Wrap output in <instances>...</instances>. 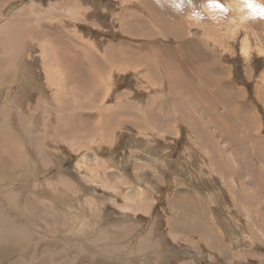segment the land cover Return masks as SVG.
<instances>
[{
  "label": "rangeland",
  "instance_id": "obj_1",
  "mask_svg": "<svg viewBox=\"0 0 264 264\" xmlns=\"http://www.w3.org/2000/svg\"><path fill=\"white\" fill-rule=\"evenodd\" d=\"M262 10L1 0L0 264H264Z\"/></svg>",
  "mask_w": 264,
  "mask_h": 264
},
{
  "label": "bare ground",
  "instance_id": "obj_2",
  "mask_svg": "<svg viewBox=\"0 0 264 264\" xmlns=\"http://www.w3.org/2000/svg\"><path fill=\"white\" fill-rule=\"evenodd\" d=\"M1 1V0H0ZM188 4H190V2H188ZM239 11V15L240 16H245V12H240L241 11V9L239 8L238 9ZM246 44H247V42L246 41H243V45H244V48L245 49H243V52L244 53H246L247 52V48H246ZM5 46H7V45H5ZM4 46V47H5ZM9 47V46H8ZM10 61H12V60H10ZM5 65H7V63H3L2 61H0V67L1 66H5ZM224 75V74H223ZM223 79V78H222ZM222 79H221V77H219V76H216V77H214V81L215 82H217V83H221V81H222ZM227 91V94H229L230 96H232V98H233V95L236 93V90L234 89V88H232L231 86H230V88H229V90L227 89L226 90ZM237 110V113H235V115L237 114H239L238 116H240L239 118L242 120V121H244V123L247 125V128H251L252 126H255V125H252L253 124V122H252V119H253V117L251 116V115H249L250 114V112H251V110H249V109H247L246 107H244V108H241V107H239L238 109H236ZM256 118V117H255ZM255 121V120H254ZM1 141V140H0ZM4 146H1L0 147V158H1V156H2V151L4 150V148H3ZM5 163V162H4ZM41 260V259H40ZM43 261H45V260H43ZM37 262H39L38 264H41V262H42V260L41 261H37ZM46 262V261H45ZM34 263V262H33ZM46 264V263H45ZM66 264V263H65Z\"/></svg>",
  "mask_w": 264,
  "mask_h": 264
},
{
  "label": "snow or ice",
  "instance_id": "obj_3",
  "mask_svg": "<svg viewBox=\"0 0 264 264\" xmlns=\"http://www.w3.org/2000/svg\"><path fill=\"white\" fill-rule=\"evenodd\" d=\"M262 14H264V10H262Z\"/></svg>",
  "mask_w": 264,
  "mask_h": 264
},
{
  "label": "crops",
  "instance_id": "obj_4",
  "mask_svg": "<svg viewBox=\"0 0 264 264\" xmlns=\"http://www.w3.org/2000/svg\"><path fill=\"white\" fill-rule=\"evenodd\" d=\"M80 42V41H79ZM212 69V68H211Z\"/></svg>",
  "mask_w": 264,
  "mask_h": 264
}]
</instances>
